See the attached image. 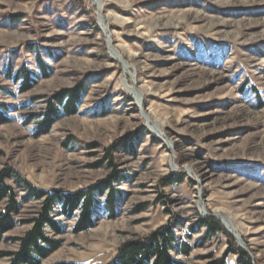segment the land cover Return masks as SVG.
<instances>
[{"label":"rangeland","instance_id":"1","mask_svg":"<svg viewBox=\"0 0 264 264\" xmlns=\"http://www.w3.org/2000/svg\"><path fill=\"white\" fill-rule=\"evenodd\" d=\"M100 4L0 0V104L11 118L0 126V171L70 194L119 175L115 217L99 205L93 227L78 233L75 218L58 217L62 232H46L59 247L42 264H109L124 243L167 225L192 246L176 258L182 264L224 254L235 264L223 232L201 242L197 221L210 218L242 250L217 215L230 220L251 264H264V0ZM110 47L128 63L126 77ZM20 68L36 75L25 92L14 79ZM79 85L76 114L36 137L45 101ZM128 88L142 94L141 107ZM6 184L19 203L16 221L35 217L40 202H24L14 179ZM29 227L6 233L0 253L15 251L9 239Z\"/></svg>","mask_w":264,"mask_h":264},{"label":"trees","instance_id":"2","mask_svg":"<svg viewBox=\"0 0 264 264\" xmlns=\"http://www.w3.org/2000/svg\"><path fill=\"white\" fill-rule=\"evenodd\" d=\"M39 69L44 74L49 68L39 63ZM36 75L26 69L20 68L14 79L21 81L22 91L25 92L35 83ZM83 86L65 89L45 101V109L34 120V135L40 137L46 133L61 117V115L76 114V106L80 102ZM7 108L0 104V126L9 123L11 118L5 114ZM123 149L132 150L131 144L124 145ZM116 149V146L111 150ZM119 175L116 172L102 181L100 186L91 187L76 193H63L56 190L42 191L34 188L26 180L21 179L9 169L0 171V201H5V207L0 212V243L7 240L6 233L17 225H29V229L20 237L9 239L17 245L15 251L0 253V258L7 257L8 264H42V261L59 247V242L48 237L46 230L53 234H60L63 226L56 220L75 218L74 232L87 231L94 225L95 209L101 205L104 214L112 219L115 217L116 200L120 196L113 187ZM7 179H14L24 192V202L33 200L40 202L35 217L28 221H16L19 214V203L16 200L15 190L6 184ZM102 200V202H101ZM196 228L205 229L201 242L208 241L223 232L227 237L228 249L226 252L236 256L235 264H251L248 255L238 249L232 238L224 231L220 223L210 218H199ZM186 237H189L187 235ZM192 246L180 238L171 226H163L151 232L144 239L132 240L124 243L118 250L116 258L109 264H182L176 258L188 257ZM227 255L220 258L208 257L205 264H227ZM64 264V263H57ZM70 264V263H66Z\"/></svg>","mask_w":264,"mask_h":264},{"label":"bare ground","instance_id":"3","mask_svg":"<svg viewBox=\"0 0 264 264\" xmlns=\"http://www.w3.org/2000/svg\"><path fill=\"white\" fill-rule=\"evenodd\" d=\"M100 1H101V0H93V2H94L95 4H97V5H99V7L101 8V6H100V5H101V4H100ZM105 20H107V18H105V17H100V18H99V22H100L101 24L104 23ZM109 52L111 53V58H112V59H114L115 61H121L122 65H123L124 73H125V76H123V77H126L127 74L129 73V65H128V63H127L125 60H122L120 54H119L117 51L114 50V52H113V48H112V47L109 48ZM127 78H128V77H127ZM127 92L132 96L133 99H136V102H137V103H139V101H138V96L135 94V92H134L133 89L128 88ZM133 92H134V94H133ZM140 95H141V96H139V97H142V94H141V93H140ZM142 115H144V114H142ZM144 116H145V115H144ZM145 117H146V116H145ZM147 120H149V119L147 118ZM148 127H149L150 131L155 132V129H154L150 124H148ZM216 215H217V214H216ZM217 216L219 217V219H223V224H224L225 226H227L229 229H231V227H230L231 222H230L229 219H227V218H225V217H222V216H220V215H217ZM229 223H230V224H229ZM231 226H232V225H231ZM232 227H233V226H232ZM232 231H233L234 235H235V236H238L239 239L241 240L240 236L237 234V232L235 231L234 228H233Z\"/></svg>","mask_w":264,"mask_h":264},{"label":"water","instance_id":"4","mask_svg":"<svg viewBox=\"0 0 264 264\" xmlns=\"http://www.w3.org/2000/svg\"><path fill=\"white\" fill-rule=\"evenodd\" d=\"M114 51V50H113ZM116 51V50H115ZM134 90V92H135V94L138 96V101H139V103H137V106L138 107H141V104H142V100H141V97H139V96H141L140 95V93H138L137 92V90H135V89H133ZM217 217V216H216ZM223 220V219H222ZM222 223H223V221H221ZM230 224V223H229ZM224 227L226 228V231L231 235V236H233L234 238H235V240H236V243H237V245H238V247L239 248H241L244 252H246V250H245V248H244V246L242 245V242H241V240L239 239V237L238 236H235L234 235V233H233V227L231 226V224H230V227H231V229H229L227 226H225L224 225Z\"/></svg>","mask_w":264,"mask_h":264}]
</instances>
